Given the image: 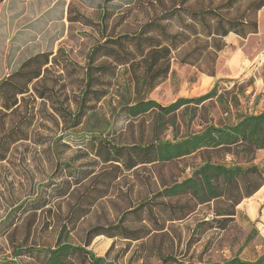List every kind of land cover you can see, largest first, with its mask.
Wrapping results in <instances>:
<instances>
[{
  "label": "rangeland",
  "instance_id": "374dc122",
  "mask_svg": "<svg viewBox=\"0 0 264 264\" xmlns=\"http://www.w3.org/2000/svg\"><path fill=\"white\" fill-rule=\"evenodd\" d=\"M151 5L160 11L157 0H5L0 5V81L30 57L50 55L41 78L30 85L18 107L0 111V136L15 128L25 137L9 146L0 161V262L39 264L27 249L52 247L57 239L80 246L88 229L105 228L122 214L130 228L144 226L150 233L137 241L94 238L87 249L112 264H161L164 258L183 264L234 257L254 261L264 252V185L237 206L224 230L195 229L197 223L212 219L211 204L199 205L184 220L165 222L160 231L154 230L150 212L128 213L146 201L154 206L157 191L188 177L207 157L226 165H243L241 161L222 153L195 152L178 161L126 171L90 153L91 134L120 144L154 138L152 114L128 118L121 111L127 83L122 70L116 79L98 76L100 83L92 89L105 95L99 101L89 95L81 106L86 116L76 122L90 50L105 38L137 33ZM259 21L260 33L223 38L213 77L206 74L208 62L180 64L181 53L173 54L168 75L147 99L167 106L180 98L202 96L222 79L218 95H226L228 106L212 99L187 112L182 108L164 119L166 129L156 134L159 139H181L210 124L233 123L238 114L264 111V61H254L264 55V10ZM182 22H188L183 14L172 23L174 30ZM240 52L238 75L215 79L228 73ZM246 59L249 62L241 65ZM234 94L238 106L230 101ZM253 163L264 173V149L256 152Z\"/></svg>",
  "mask_w": 264,
  "mask_h": 264
},
{
  "label": "trees",
  "instance_id": "16d2710c",
  "mask_svg": "<svg viewBox=\"0 0 264 264\" xmlns=\"http://www.w3.org/2000/svg\"><path fill=\"white\" fill-rule=\"evenodd\" d=\"M4 1L0 0V5ZM157 5L160 11L151 5L146 13L147 19L137 33L105 38L90 50L76 122L86 116L81 106L89 95L94 101H99L105 95L92 89L100 83L98 76L116 79L122 70L127 74V83L124 88L126 100L121 111L128 118L152 114L154 138L147 143L120 144L91 134L87 141L90 153L103 164L129 171L140 165L178 161L195 152L222 153L243 163L226 165L211 162L207 157L188 177L157 191L153 196L156 200L154 206H150L151 200L146 201L128 213L137 215L150 212L154 230L160 231L165 222L184 220L199 205L211 204L212 219L197 223L195 229H203V232L209 229L224 230L233 221L237 206L264 185V173L253 163L256 152L264 149V111L238 114L233 123L210 124L201 132L181 139L173 136L170 140H161L156 134L165 131L164 119L174 117L182 108L187 112L190 106L216 99L227 109L226 95H218L219 83L224 80L218 79L202 96L180 98L167 106L145 96L168 75L175 52L181 53L180 64L196 66L200 62H208L206 74L213 77L217 53L225 46L223 38L232 34L245 39L256 34L258 13L264 7V0H157ZM182 14L188 18V22H182L174 30L172 23ZM197 41H201L200 45L189 47ZM49 56L38 54L30 57L17 71L0 81V111H13L18 107L19 100L28 93L30 85L41 78L42 69L50 63ZM230 101L238 106L236 94L232 95ZM61 111L64 112L63 109ZM22 139L25 137L19 136L15 128L2 133L0 161L4 160L9 146ZM125 218L122 214L116 223L105 228L94 226L88 229L80 246L57 239L52 247L34 246L27 251L39 264H112L103 257H97L87 247L99 236L137 241L150 233L144 226L130 228ZM176 263L183 264L170 258H164L161 262ZM0 264L10 263L2 261ZM207 264H264V252L254 261L234 257Z\"/></svg>",
  "mask_w": 264,
  "mask_h": 264
},
{
  "label": "crops",
  "instance_id": "0c3cea01",
  "mask_svg": "<svg viewBox=\"0 0 264 264\" xmlns=\"http://www.w3.org/2000/svg\"><path fill=\"white\" fill-rule=\"evenodd\" d=\"M264 10V7L259 11V17H260V13L262 12ZM260 21L258 22V31H259V33H260ZM258 33V32H257ZM256 33V34H257ZM264 52V51H263ZM264 54V53H263ZM262 55V54H261ZM261 55H259V56H257L256 58H255V63L257 64V65H259V62L260 61H262L261 59H260V56ZM242 58V53L240 52V53H238L237 55H236V57H235V63L233 64V65H231L230 66V70L228 71V73L227 74H225V75H222V74H217L216 75V77H215V79H217V78H224V77H234V76H237L238 75V73H239V71H238V67H239V64H240V61L242 60L241 59ZM253 61V62H254ZM245 62H249L247 59L246 60H243L242 61V64L241 65H243L244 66V63ZM262 63H264V62H262ZM241 68V67H240ZM231 74V75H230Z\"/></svg>",
  "mask_w": 264,
  "mask_h": 264
},
{
  "label": "built area",
  "instance_id": "2783aa9c",
  "mask_svg": "<svg viewBox=\"0 0 264 264\" xmlns=\"http://www.w3.org/2000/svg\"><path fill=\"white\" fill-rule=\"evenodd\" d=\"M260 59H261L262 61H264V55H261V56H260Z\"/></svg>",
  "mask_w": 264,
  "mask_h": 264
}]
</instances>
